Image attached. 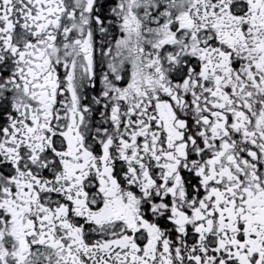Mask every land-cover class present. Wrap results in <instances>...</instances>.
<instances>
[{
  "label": "snow or ice",
  "instance_id": "6c2138e0",
  "mask_svg": "<svg viewBox=\"0 0 264 264\" xmlns=\"http://www.w3.org/2000/svg\"><path fill=\"white\" fill-rule=\"evenodd\" d=\"M0 264H264V0H0Z\"/></svg>",
  "mask_w": 264,
  "mask_h": 264
}]
</instances>
